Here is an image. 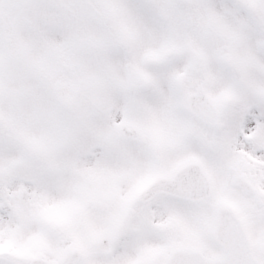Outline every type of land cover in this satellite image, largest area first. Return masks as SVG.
Instances as JSON below:
<instances>
[{
  "label": "snow or ice",
  "instance_id": "6c2138e0",
  "mask_svg": "<svg viewBox=\"0 0 264 264\" xmlns=\"http://www.w3.org/2000/svg\"><path fill=\"white\" fill-rule=\"evenodd\" d=\"M0 264H264V0H0Z\"/></svg>",
  "mask_w": 264,
  "mask_h": 264
}]
</instances>
